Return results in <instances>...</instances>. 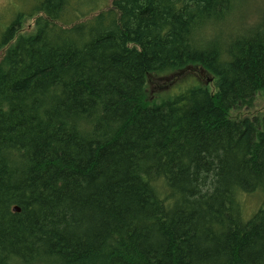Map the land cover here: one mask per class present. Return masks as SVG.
Masks as SVG:
<instances>
[{
    "label": "trees",
    "instance_id": "obj_1",
    "mask_svg": "<svg viewBox=\"0 0 264 264\" xmlns=\"http://www.w3.org/2000/svg\"><path fill=\"white\" fill-rule=\"evenodd\" d=\"M21 2L0 15V264H264V116H230L264 90V19L238 30L243 0ZM195 65L215 92L148 101L151 75Z\"/></svg>",
    "mask_w": 264,
    "mask_h": 264
},
{
    "label": "rangeland",
    "instance_id": "obj_2",
    "mask_svg": "<svg viewBox=\"0 0 264 264\" xmlns=\"http://www.w3.org/2000/svg\"><path fill=\"white\" fill-rule=\"evenodd\" d=\"M114 1L115 0H108L109 7L112 6ZM243 2L244 3L240 8V5L238 6V4H235L236 7L238 6V8L236 9V13H234V16L239 19L238 30L240 31L243 29L246 31V29L256 26V24L260 23V21L264 19V0H243ZM23 7H27V5L26 3L22 5L21 0H0V15H6V18L9 19L12 17L13 13L21 11ZM37 18V16L33 18L26 17L24 19L21 32L23 34L33 33L36 29L35 25ZM227 23V25H222L217 28L218 33L228 34V30L235 31L236 27H234V24L231 25L229 22ZM225 39L226 38L223 40ZM4 52L5 49L0 51V62ZM195 84L202 85L211 90V92H215L217 90V79L213 75L209 74L206 70L201 68V66H190L176 73L151 75L147 84L148 101L152 103L160 102L161 100L170 97L174 93H179L178 91L181 88ZM230 116L237 120L243 119L245 117L254 118L258 116H264V90L257 94L256 99L251 107L235 109L230 113ZM244 203L248 207L250 214L258 206V204L254 206V200L249 197Z\"/></svg>",
    "mask_w": 264,
    "mask_h": 264
},
{
    "label": "water",
    "instance_id": "obj_3",
    "mask_svg": "<svg viewBox=\"0 0 264 264\" xmlns=\"http://www.w3.org/2000/svg\"><path fill=\"white\" fill-rule=\"evenodd\" d=\"M14 211H15V212H19V208L16 207V208L14 209Z\"/></svg>",
    "mask_w": 264,
    "mask_h": 264
}]
</instances>
